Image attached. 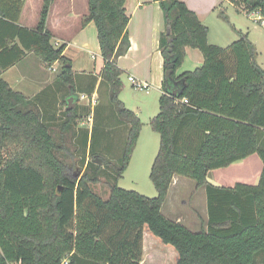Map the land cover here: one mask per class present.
Segmentation results:
<instances>
[{"label": "trees", "instance_id": "trees-1", "mask_svg": "<svg viewBox=\"0 0 264 264\" xmlns=\"http://www.w3.org/2000/svg\"><path fill=\"white\" fill-rule=\"evenodd\" d=\"M157 1L166 21L164 78L152 120L160 135L150 173L158 194L148 197L118 183L142 129L138 113L120 98L124 71L117 61L131 47L126 0H89L83 25H97L104 59L99 77L115 112L101 116L98 102L90 134L80 136L78 105L65 109L62 120L46 122L37 102L3 76L33 51L48 66L61 61L58 81L71 91L76 86L66 45L56 46L47 28L51 0L34 29L20 24L26 0H0V264H141L146 227L175 248L177 264H255L264 251V68L257 49L243 33L228 46L212 44L209 27L183 0ZM249 2L264 16V0ZM189 48L201 51L203 63L178 74ZM107 121L123 133L118 160L107 155ZM77 137L90 159L75 171ZM254 154L262 161L257 182L209 181L213 170ZM176 175L205 188L208 218L201 230L162 211ZM103 181L106 198L95 189Z\"/></svg>", "mask_w": 264, "mask_h": 264}, {"label": "rangeland", "instance_id": "rangeland-1", "mask_svg": "<svg viewBox=\"0 0 264 264\" xmlns=\"http://www.w3.org/2000/svg\"><path fill=\"white\" fill-rule=\"evenodd\" d=\"M221 2L219 6L212 10L210 19L207 20L211 31V40L225 47L236 41V39H239L241 33L246 34L257 49V62L264 68V16L258 10H251L249 0H222ZM196 50L198 53L201 52L199 49ZM34 54L37 53L34 52ZM66 56L70 59L76 73L75 88L77 91L73 89L71 94L72 96L77 94L75 96L77 98L75 105L79 106L78 114L80 118L77 130L80 129L78 132L80 136L82 130H91L93 127L92 111L95 103H93L92 96L84 94V97H80L79 95L87 93L84 87L88 83L96 82L100 76L104 59L96 49L82 50L81 52L74 47H71L67 51ZM201 64L200 58H197L193 53L187 52L177 72L179 74L184 71L194 70ZM61 66L62 64L58 67L56 65V68H51L52 70L56 69L53 72L55 78L61 72ZM6 76L9 77L8 72ZM122 82L123 87L120 92V98L129 109L138 113L142 122V129L130 163L118 183L124 189L134 190L148 197H156L158 192L150 177V173L159 151L160 135L154 130L152 120L159 113V99L162 95V90L157 84L150 81L152 87L149 92L136 88L129 80L127 72H123ZM97 95L96 101L99 100V109L104 111L101 116L109 114L108 109L115 112L109 99V86L105 82ZM65 109L66 103L63 101L58 108V113L61 117ZM116 121H118L117 117ZM113 122H115V119ZM107 123L103 125L102 129V131L105 129L106 132L112 135L108 141L110 144L106 143L111 153L107 155L113 160H118L124 138L122 137L123 133L118 129H114V125L111 122L107 121ZM78 137L75 139L78 148L77 156L70 160L71 164H74L73 168L75 167V171H78L84 158H86V161L90 159L89 152L86 149L84 152V148H82L81 143L78 141ZM9 151L13 152V150ZM248 165L251 171L248 170L246 165L215 169L209 174V179L211 182L216 181L215 179L218 178L227 179V183L253 179L261 170L262 161L257 154H254L251 156ZM95 189L104 198L108 197L109 187L106 182L103 181L97 184ZM180 196H173L172 200L177 202V204L172 205V208L169 209V214L176 217L175 220L185 223L190 229L195 231L201 230L203 223L206 224L208 218L205 188L198 189L195 180L184 177L183 189ZM178 198L179 200H177ZM166 204L164 210L165 208L166 210L169 208ZM145 234L146 236L143 237V251L144 244L146 249L144 264H177V253L169 250V248L175 249L172 245L164 244L148 227L145 228ZM255 264H264V251L258 255Z\"/></svg>", "mask_w": 264, "mask_h": 264}, {"label": "crops", "instance_id": "crops-1", "mask_svg": "<svg viewBox=\"0 0 264 264\" xmlns=\"http://www.w3.org/2000/svg\"><path fill=\"white\" fill-rule=\"evenodd\" d=\"M183 1L197 13L200 20L208 27L209 24L207 20L210 19V13L215 7L222 3V0ZM44 2L45 0H26L21 13L20 24L34 29L40 20V14ZM126 8L130 16L128 31L131 40V47L125 55L118 58L117 63L124 72L128 73L129 77L135 76L140 80L153 82L162 90L164 57L160 49V38L162 32L166 29V21L161 4L157 0H126ZM88 14L89 0H51L47 28L52 32V41L56 46L66 45L64 51L65 55L71 47H74L81 52L82 50L96 49L102 55L96 23L91 21L87 25H83L84 17ZM211 38L209 27V42L217 44L215 41H212ZM187 52L193 53L197 58H200L203 63L204 57L203 54H200L201 52L198 53L195 48H189ZM23 63L24 66L22 67ZM60 64H62L61 61H56L48 66L38 54H34V52L31 51L28 52L18 63L3 71L4 78L14 89L21 91L37 102L42 109L46 122L59 121L64 118L63 114L62 118L58 113V108L63 101L65 102L69 93L71 94V88L64 87L58 81V78L53 76V72L56 70L54 71L51 68H56L55 66L57 65L58 67ZM7 72L9 73V77L6 76ZM101 85L100 77H98L94 84L93 82H90L85 87L82 84L87 90V93H82L79 96L83 97L84 94L92 96L93 103L96 105L99 102V100L96 101V98L98 96V91L101 89ZM74 90L77 91L75 87ZM71 96L72 95L69 97ZM78 131H80V129ZM90 132L91 130L89 131V134ZM250 159L251 156L250 158L248 157L236 161L230 167L246 165L248 170L251 171L250 166L248 165ZM260 173L261 170L253 179L250 178L248 180L238 181L255 183L258 181ZM215 180L216 181L211 182L209 179V181L215 185L233 186L237 182L227 183V179L221 178ZM183 184L184 177L176 175L165 202V204L167 203L166 206L169 207L168 210H166V208L164 210L165 204L163 205V213L173 220H175L176 217L169 214V209L172 208V205L177 204V202L172 200L173 196L177 195L178 197H181L180 193L182 192ZM177 200H179V198ZM145 236L146 234L144 230V237ZM169 250L171 252L175 251L178 255V252L175 249L172 250V248H169ZM145 252L146 249L144 244V254L141 264H144L146 258Z\"/></svg>", "mask_w": 264, "mask_h": 264}, {"label": "built area", "instance_id": "built-area-1", "mask_svg": "<svg viewBox=\"0 0 264 264\" xmlns=\"http://www.w3.org/2000/svg\"><path fill=\"white\" fill-rule=\"evenodd\" d=\"M53 70H56V69H53ZM129 80L132 82V84L136 88H139V89L147 91V92H149L151 87H152V85L149 82L140 80L139 78H137L135 76H130ZM83 97H84V95H83ZM183 102L188 103V100L184 99Z\"/></svg>", "mask_w": 264, "mask_h": 264}, {"label": "water", "instance_id": "water-1", "mask_svg": "<svg viewBox=\"0 0 264 264\" xmlns=\"http://www.w3.org/2000/svg\"><path fill=\"white\" fill-rule=\"evenodd\" d=\"M75 104H76V100H75L74 96L69 97L68 106H67L66 109H73L75 107ZM94 161L96 163L102 164V159L101 158L94 159Z\"/></svg>", "mask_w": 264, "mask_h": 264}]
</instances>
